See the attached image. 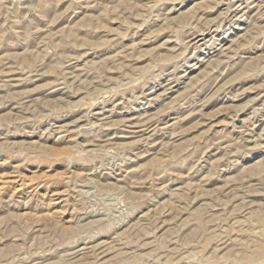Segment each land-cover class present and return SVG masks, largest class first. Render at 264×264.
<instances>
[{
  "label": "rangeland",
  "instance_id": "374dc122",
  "mask_svg": "<svg viewBox=\"0 0 264 264\" xmlns=\"http://www.w3.org/2000/svg\"><path fill=\"white\" fill-rule=\"evenodd\" d=\"M0 264H264V0H0Z\"/></svg>",
  "mask_w": 264,
  "mask_h": 264
},
{
  "label": "bare ground",
  "instance_id": "6f19581e",
  "mask_svg": "<svg viewBox=\"0 0 264 264\" xmlns=\"http://www.w3.org/2000/svg\"><path fill=\"white\" fill-rule=\"evenodd\" d=\"M193 47V46H192Z\"/></svg>",
  "mask_w": 264,
  "mask_h": 264
}]
</instances>
